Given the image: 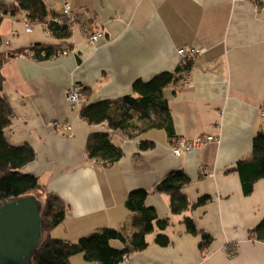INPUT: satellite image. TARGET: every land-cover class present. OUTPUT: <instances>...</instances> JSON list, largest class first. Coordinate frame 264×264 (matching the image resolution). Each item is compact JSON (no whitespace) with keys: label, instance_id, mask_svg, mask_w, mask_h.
I'll use <instances>...</instances> for the list:
<instances>
[{"label":"crops","instance_id":"crops-1","mask_svg":"<svg viewBox=\"0 0 264 264\" xmlns=\"http://www.w3.org/2000/svg\"><path fill=\"white\" fill-rule=\"evenodd\" d=\"M44 2L58 14L65 3L70 5L77 17L70 36L55 38L37 23L28 31L23 16L4 15L0 55L18 54L36 43L66 46V53L43 60L16 55L1 68L3 94L12 109L5 139L34 149V159L21 169L38 179L32 194L41 191V199L36 196L41 203L50 194L65 205L58 225L65 233L59 230L54 238L72 242L77 234L121 227L132 216L125 206L128 191L148 189L178 169L189 177L182 192L191 202L203 195L210 199L174 214L167 195H147L145 206L168 225L164 231L155 226L146 236L147 247L129 253V263L119 264H264V241L248 237L264 217V179L244 195L235 170L238 160L251 155L254 135L264 130V8L252 0ZM99 30L104 38L90 42V34ZM190 46L203 50L191 60L192 85L183 86L179 79L164 90L174 137L159 128L132 130V136L113 132L111 142L122 149L120 159L109 166L90 159L88 135L108 128L88 124L70 107L66 92L71 85L83 86L82 104L116 99L130 94L137 79L173 72L183 60L177 49ZM57 122L70 124V134L58 133ZM200 134L217 140L179 156L172 152L175 140ZM142 140L151 141L152 147L140 150ZM201 166L213 176L201 175ZM185 216L211 236L205 249L199 247L200 235L186 231ZM160 232L169 237L166 246L154 242ZM110 243L123 246L116 239ZM226 244L236 246L232 256L223 250ZM70 262L98 264L77 255Z\"/></svg>","mask_w":264,"mask_h":264},{"label":"trees","instance_id":"trees-1","mask_svg":"<svg viewBox=\"0 0 264 264\" xmlns=\"http://www.w3.org/2000/svg\"><path fill=\"white\" fill-rule=\"evenodd\" d=\"M260 5L261 2H258ZM264 4V2H262ZM257 5V7H258ZM4 15L23 16L25 21L40 24L51 36L66 39L71 34V21L60 14L50 11L44 0H0V21ZM66 50L64 44H32L25 50L0 55V204L9 198L30 194L39 188L38 179L32 174H24L21 169L31 162L34 149L27 145H11L4 136V129L10 124L12 109L3 94L4 76L1 68L7 59L16 55L30 56L37 60L47 59ZM191 67V60L180 63L173 71H164L148 80L137 79L132 83L130 94L116 99L101 100L95 103H83L79 116L88 124H106L108 131L93 132L87 137L85 150L96 163L109 166L122 156V149L111 142L113 132L132 136V130L140 133L146 129H164L169 137H174L171 116L164 90L180 79V71ZM87 93V92H86ZM153 143L142 140L139 149L152 147ZM244 195L251 193L254 183L264 179V130L258 131L252 139L251 155L235 164ZM189 177L182 170L168 172L160 181L148 189L136 188L128 191L125 206L132 213L130 220L119 228L103 227L69 242L49 235L51 228L59 224L65 216V205L56 196L47 194L41 203L43 219V237L31 256L32 264H71L70 257L82 254L86 261L98 264H119L122 256L141 251L148 245L146 236L156 226L164 231L167 219H158L154 210L145 206L147 195L153 192L163 193L169 198L171 213L179 214L206 203L210 196L203 195L191 202L182 192ZM186 231L200 235L199 247L205 249L211 242V236L196 228L191 217L183 218ZM248 237L264 241V217L251 230ZM122 242V247H114L110 241ZM154 242L160 246L169 243V237L160 232Z\"/></svg>","mask_w":264,"mask_h":264},{"label":"water","instance_id":"water-1","mask_svg":"<svg viewBox=\"0 0 264 264\" xmlns=\"http://www.w3.org/2000/svg\"><path fill=\"white\" fill-rule=\"evenodd\" d=\"M42 223L41 201L32 193L0 204V264H32Z\"/></svg>","mask_w":264,"mask_h":264},{"label":"built area","instance_id":"built-area-1","mask_svg":"<svg viewBox=\"0 0 264 264\" xmlns=\"http://www.w3.org/2000/svg\"><path fill=\"white\" fill-rule=\"evenodd\" d=\"M262 2H264V0H262ZM63 14H65V16L67 17H71V8L66 3L64 4V7H63ZM24 24H25L26 30L28 31L31 30L32 22L25 21ZM99 38H104V34L100 30L90 34L89 41L94 42L98 40ZM202 51H203L202 49H197L193 46L186 47V48L181 47L177 49V54L183 59L180 63H184L187 60H191L192 58H195ZM62 53H66V51H63ZM180 79L182 81L183 86L188 87L192 85L191 76L188 70L182 69L180 71ZM66 99L68 100L71 108L79 109L83 102L82 100L83 99V86L77 83L72 84L71 87L66 92ZM261 115H264V114H261ZM54 124L56 125L55 127H57L56 131L58 133L70 134L71 132L70 124L58 123V122ZM212 140H215V138L211 134L209 135L200 134L190 139H178L175 142V144L172 146L171 150L176 156H179L182 153H190L194 149L201 147ZM201 173H203L206 176H213L212 171H209L203 167L201 168ZM224 249L229 256H232L234 254V249L230 245L225 246ZM121 262L129 263L130 262L129 256L124 254L122 256Z\"/></svg>","mask_w":264,"mask_h":264},{"label":"rangeland","instance_id":"rangeland-1","mask_svg":"<svg viewBox=\"0 0 264 264\" xmlns=\"http://www.w3.org/2000/svg\"><path fill=\"white\" fill-rule=\"evenodd\" d=\"M254 3H257V2H261V4L260 5H258V8H264V4L262 3V0H252ZM32 25H33V23H32ZM25 27V26H24ZM192 60V59H191ZM67 100V99H66ZM68 101V100H67ZM69 103V102H68ZM70 105V104H69ZM62 135H65V134H62ZM198 148H200V147H198ZM46 193V192H45ZM36 196H37V198L38 199H41V191H39L38 193H36ZM43 197H45V196H43ZM41 201V200H40ZM43 201V200H42ZM58 225L59 224H57L56 226H54L53 228H51V230H50V233H51V235L53 236V237H57V234H58V232H59V230L61 231V233H65V231H63L64 230V228L63 227H58ZM59 235H62V234H60L59 233ZM59 237H61V236H59ZM79 239V237H78V234H77V236L75 237V238H73V239H71V241L72 242H76L77 240ZM232 246H233V249H234V251H235V248H236V246L234 245V244H231ZM81 256L82 257V255L81 254H75L74 256ZM76 264H79V263H77L76 262Z\"/></svg>","mask_w":264,"mask_h":264},{"label":"bare ground","instance_id":"bare-ground-1","mask_svg":"<svg viewBox=\"0 0 264 264\" xmlns=\"http://www.w3.org/2000/svg\"><path fill=\"white\" fill-rule=\"evenodd\" d=\"M67 4V3H66ZM69 5V4H68ZM70 6V5H69ZM63 7H64V5H63ZM71 8V7H70ZM60 15L63 17V18H66L68 21H71V24L73 25L75 22H76V19H77V17H76V15L72 12V9H71V17H67V16H65V14H63V8H62V11H61V13H60ZM65 51V50H64ZM202 53V52H201ZM200 53V54H201ZM199 54V55H200ZM188 70V72L190 73V68L189 69H187ZM81 85V84H80ZM80 109V108H79ZM79 109H78V111H79ZM263 112V113H262ZM260 114H264V109H261L260 110ZM207 135H209V134H207ZM212 135V134H211ZM214 136V135H213ZM214 138H215V140H212V141H216L217 140V138L214 136ZM178 140V139H177ZM177 140H175L174 141V144H175V142L177 141ZM173 144V145H174ZM205 168L204 166H201L200 168H199V173L201 174V175H203V176H205V177H208V176H206V175H204L203 173H201V168ZM206 169V168H205ZM208 170V169H207ZM210 171V170H209ZM213 173V172H212ZM211 177V176H210ZM228 245H230V244H226V245H224L223 246V250L225 251V249H224V247L225 246H228ZM231 247H233L232 245H230Z\"/></svg>","mask_w":264,"mask_h":264}]
</instances>
